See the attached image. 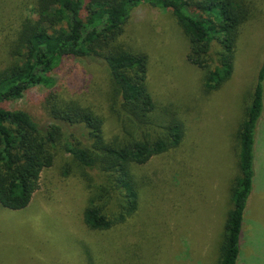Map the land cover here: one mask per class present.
I'll use <instances>...</instances> for the list:
<instances>
[{"label": "trees", "instance_id": "16d2710c", "mask_svg": "<svg viewBox=\"0 0 264 264\" xmlns=\"http://www.w3.org/2000/svg\"><path fill=\"white\" fill-rule=\"evenodd\" d=\"M141 6L168 11L171 29L174 26L178 34L171 40L178 39L185 64L200 74L197 98L181 92L177 101L160 98L151 80L153 58L142 25L134 31L145 48L124 38ZM261 15L264 0H0V204L11 210L28 207L43 172L60 163L64 176L79 177L86 184L83 220L105 240L103 247L93 250L76 236L75 241H81L76 264H109L111 260L114 264H174V241L194 234L188 232L191 228L204 237L219 234L209 264H238L255 177L257 131L264 114V48L255 85L245 95L244 114L233 134L237 170L226 185L228 205L217 225L202 226L203 208L196 214L197 209L189 205L179 211L186 212L182 218H175L166 207L150 209L168 184L164 175L180 170L188 174L184 160L175 165L174 160L162 159L159 174L163 172V177L157 167L143 174L138 169L183 149L189 131L187 115L201 113L203 101L233 77L245 58L248 26L263 21ZM146 26L152 29L151 38L158 35L155 25ZM70 60L82 61L87 73L97 76L96 94L103 105L85 99L79 80L85 76L70 70L72 77L63 83L55 76ZM185 64L170 67L169 62L166 67L177 73ZM39 87L47 89L42 98L45 120L9 106ZM194 183L182 185L189 189ZM195 193L193 187L189 202L199 205ZM154 225L164 240L160 254L146 246L141 234ZM191 243L196 251L207 240L196 243L192 237ZM200 251L203 255L198 260L208 264V252Z\"/></svg>", "mask_w": 264, "mask_h": 264}, {"label": "rangeland", "instance_id": "374dc122", "mask_svg": "<svg viewBox=\"0 0 264 264\" xmlns=\"http://www.w3.org/2000/svg\"><path fill=\"white\" fill-rule=\"evenodd\" d=\"M140 8L134 15V25L132 24L133 26L127 30L124 38L131 43L137 42L138 47L140 45L144 47L140 37L135 35L134 31L136 26L142 25L144 30L142 36L147 35V38L151 40L145 41L148 43V50L153 58L150 75L153 86L161 95L160 98L172 102L174 99L177 101L180 97L177 95L179 92L191 98H197L201 87L200 74L193 65L185 64V51L180 47L178 39L171 40L173 35L177 37L178 34L174 26L171 29V18L168 11H153L147 6ZM261 17L264 18V15ZM146 25H155L158 35L151 38L148 34L152 33V29ZM245 42L248 43L244 53L245 58H242V62L239 61L242 66L239 63L235 74L221 90L203 101L204 106L201 113L187 115L189 131L183 149L171 152L169 157L156 158L138 169L143 174L148 173L149 169L152 170V167H157L158 175L163 177V172L159 174L161 161L174 160L175 165L182 160L185 161L183 167H186L188 174L180 170L174 175H164L163 179H167L168 184L164 187L163 195L156 196L158 198L154 201L155 206L150 208L152 211L166 207L168 212L173 211L175 218H182L186 212L181 214L179 211L189 205L197 209L196 214L203 208L200 213L202 216L199 215L203 227L211 224L212 226L217 225L218 220L221 221L224 218L229 200L226 185L230 184L237 170L233 159V134L244 114L245 95L254 87L261 65L264 48V20L248 26ZM170 56L171 59L168 60ZM164 60H166L165 63L160 62ZM169 62H171L170 67L182 63L185 65L178 67L176 73L175 69L170 71L166 67V63ZM70 70L85 76L79 78L86 91L84 94H87L85 99L98 106L103 105L102 97L96 94L97 76L87 73L82 61H67L55 76L63 83L64 78L72 77L68 74ZM173 72L176 73V77ZM46 91L47 89L42 87L31 90L10 103L9 106L25 109L39 121L45 120L47 116L42 108V98ZM80 92L82 93L81 90ZM171 94L175 96L169 98ZM255 145V177L244 216L238 264H264V114L258 126ZM185 176L187 177L184 179ZM188 181L195 182L192 188L188 189L182 185L188 184ZM215 182L219 184L218 187H215ZM193 187H196V198L194 199L199 205L189 202ZM87 196L88 190L84 181L76 176H64L61 173L60 163H58L43 172L40 188L28 207L11 210L0 204V264H76L75 259L81 246L80 238L88 242L90 249L103 247L104 235H95L83 220L82 212ZM207 199L208 206L206 207ZM153 218L157 219L154 215ZM186 219L185 216L183 220ZM158 231L156 225L147 226L144 232L141 230L146 246L153 248L155 254H160L159 249L164 241L159 239ZM188 232L194 234L181 235L177 242L174 241L177 246L174 264H203L201 260H198V255H203L202 251L199 252L202 248L208 252L209 264L210 258H213L217 251L219 234L211 237L207 234L204 237L203 233H195L192 228L188 229ZM76 236L80 238L75 241ZM192 237H196V243L203 242L206 238L207 243H204V247L200 245L194 251L193 241L191 243ZM127 255L128 252L123 256ZM193 257L197 259L194 262ZM113 261L111 260L109 264H114Z\"/></svg>", "mask_w": 264, "mask_h": 264}]
</instances>
